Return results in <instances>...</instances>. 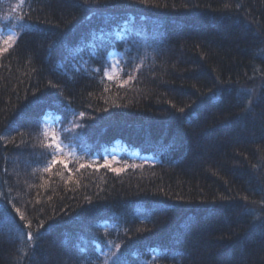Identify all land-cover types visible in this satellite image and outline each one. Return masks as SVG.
Returning <instances> with one entry per match:
<instances>
[{
	"label": "trees",
	"instance_id": "trees-1",
	"mask_svg": "<svg viewBox=\"0 0 264 264\" xmlns=\"http://www.w3.org/2000/svg\"><path fill=\"white\" fill-rule=\"evenodd\" d=\"M0 27V264H264V0H0Z\"/></svg>",
	"mask_w": 264,
	"mask_h": 264
},
{
	"label": "rangeland",
	"instance_id": "rangeland-1",
	"mask_svg": "<svg viewBox=\"0 0 264 264\" xmlns=\"http://www.w3.org/2000/svg\"><path fill=\"white\" fill-rule=\"evenodd\" d=\"M7 33V34H5ZM15 36V32L12 30H3L0 27V52L3 50V48L5 47V45ZM9 37H12L11 39H9ZM119 53H117L116 51L111 52L110 54V60L111 63L113 65V69H114V73H116L119 70V66H120V61H119ZM46 126H47V130L50 132V134L54 137H57L58 139V134H59V124L56 121V119H54L52 116L47 117V122H46ZM60 140V139H59ZM61 141V140H60ZM60 145V151L59 154L62 155L63 157H67L69 155L70 152H68L67 148L65 145H62L61 143ZM63 153V154H62ZM118 150L114 148L113 152L110 153V155L108 156V160L110 161H115V159L117 158L116 156H118ZM145 160L150 159V157H143Z\"/></svg>",
	"mask_w": 264,
	"mask_h": 264
},
{
	"label": "snow or ice",
	"instance_id": "snow-or-ice-1",
	"mask_svg": "<svg viewBox=\"0 0 264 264\" xmlns=\"http://www.w3.org/2000/svg\"><path fill=\"white\" fill-rule=\"evenodd\" d=\"M5 34H7V33H5ZM11 38H12V37H9V39H11ZM108 78H109V79H112L111 76H109ZM56 147L59 148L60 145H56ZM57 162H58V161H55V160L52 161V163H57ZM65 166H66V165H65ZM105 166L110 167V165H108L107 162H106ZM113 171H115V169H113ZM28 238L31 239V234H30V233L28 234Z\"/></svg>",
	"mask_w": 264,
	"mask_h": 264
}]
</instances>
